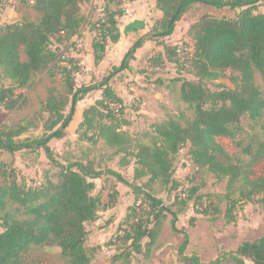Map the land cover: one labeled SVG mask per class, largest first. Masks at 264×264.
Listing matches in <instances>:
<instances>
[{"label": "trees", "instance_id": "16d2710c", "mask_svg": "<svg viewBox=\"0 0 264 264\" xmlns=\"http://www.w3.org/2000/svg\"><path fill=\"white\" fill-rule=\"evenodd\" d=\"M88 1L22 0L37 18L0 24V73L7 82L0 83V115L28 106L24 91L33 86L37 75L44 73L58 81L46 88V96L31 119L0 122V154L42 150L57 169L55 176L44 175L38 184L28 185L11 162L0 160V264H29L24 254L32 246L45 245L57 247L66 264H91L101 247L86 246L87 226L98 220L100 210L115 207L119 196L115 184L106 202L94 194V180L104 175L114 177L134 196L118 232L106 243L120 251L113 260L121 264L128 263L132 254L150 255L169 215L172 230L181 233L176 227L177 217L191 200L196 214L210 222L222 216L226 225L234 223L235 212L255 198L264 205V177H253V167L264 160V126L261 134L248 141H236L243 118L255 122L264 114V95L256 84L257 75L264 81V13L258 10L262 0H156L161 18L130 47L121 65L112 67L98 84L75 88L73 79L81 65L73 53L77 54L75 45L84 29L90 27L94 34L92 55L94 65H98L108 44L120 38L118 20L125 14L123 6L134 0H102L97 18L88 16L92 10L83 13L82 6ZM195 5L228 8L234 15L205 14L190 27L187 41L181 43L191 48L189 53L179 56L175 45L148 59L152 67L167 61L174 64L176 74L192 73L195 79L183 80L180 86V99L192 111V117L184 124L174 118L153 124L154 142L140 144L133 151L130 136L122 130L132 123L124 113L125 102L114 92L111 82L116 74L128 69L130 59L144 42L162 45L163 39L174 33L183 14ZM225 71L230 72L234 88L217 85L215 90L210 89L207 83L220 79ZM16 89L22 92L16 93ZM94 90H101L102 97L83 110L76 130L78 140L89 147L81 158L89 157L91 147L102 141L107 150L132 157L133 162L124 158L120 161L125 168L133 167L131 180L110 168L102 170L100 161L92 156L87 160L62 159V163L48 145L62 136L76 104ZM38 125L42 128L40 138L23 136ZM219 137L234 141L247 160L230 156L218 143ZM185 145H189V156L197 168L225 182V192L199 195V188L193 186L177 199L179 208L173 211L150 190L156 182L169 192L179 189L173 178V158ZM144 178L146 181L137 183ZM184 237L179 249L182 260L203 264L197 256H183L188 244ZM226 259L235 264H264V235L241 242L236 250L208 264H220Z\"/></svg>", "mask_w": 264, "mask_h": 264}, {"label": "rangeland", "instance_id": "374dc122", "mask_svg": "<svg viewBox=\"0 0 264 264\" xmlns=\"http://www.w3.org/2000/svg\"><path fill=\"white\" fill-rule=\"evenodd\" d=\"M21 1L0 0V22H15L22 19L35 20L37 15L33 12L32 8L23 4ZM91 1L93 3H100L101 0H89L88 3L82 6L83 13H89L90 9L88 5H90ZM205 11V6H192L183 14L179 22H177V28L175 30L177 34L182 37L187 27L193 25L195 23L194 21H197V17L203 15ZM224 11L221 13H224ZM226 12L228 15L232 14L229 9ZM95 13L96 11L94 9V11H90L88 16L94 15ZM224 14L227 15L226 13ZM76 51L77 54L81 55V59L83 60L82 57L86 55L84 45L78 42ZM73 55L75 56V53ZM22 58L24 60L23 56ZM147 67V69L143 70L146 73V88L141 91L136 88L135 90H131L132 87L126 85L127 90L125 93H128V101H126L124 113L131 120L132 125L130 127H124L122 130L130 136V147L133 151L140 144L151 145L154 142L153 124L161 123L169 118L178 119L184 124L185 121L192 117V111L180 99V86L182 81L194 80L195 78L192 73L184 72L182 74H176L172 65L166 66L165 64L159 67H152L150 64H147ZM93 73L90 74V72L86 71V65L84 64L76 77V85H83L89 80L93 84H98L99 81L96 79V74ZM231 79L230 72L225 71L220 79L209 82L207 85L212 90H215L217 85L232 89L234 88V82ZM57 82V79L52 80L47 74L42 73L37 75L33 81V86L24 91L29 100L28 107L22 111L0 115V122L3 120L16 122L20 119L22 121L31 119L32 111L38 107V104L46 96V88L51 85H57ZM0 83H6L1 73ZM132 83L134 82H128L130 85ZM256 84L264 95V81L261 80L259 75L256 76ZM16 91L19 92L17 89ZM84 103H77L75 111L78 110V115ZM75 124L76 121H73V125L71 126L74 127ZM263 126L264 114L255 122L250 121L248 118H243L241 120L242 131L237 136L236 141L243 140L246 142L251 136L261 134ZM64 132L65 136L55 139L53 144L50 145V148L58 155L59 161L60 159H68L71 161L79 158L87 160L91 156L100 157L99 168L106 170L109 167L110 169H114V171H119L122 176L127 179L130 178L131 180L132 168H125L120 162L123 158L133 162L131 156L126 157L122 153L116 154L114 149L106 150L105 146L100 144L91 150L90 155H87L89 157L83 156L81 158L82 152L86 151V149L88 150L86 148L87 144L75 143L74 130L72 128L66 129ZM217 141L230 156H239L247 160V157L241 154L240 149L231 139L219 137ZM101 156H103L102 159ZM3 159L9 162L14 161V166L17 167L19 172L17 174L21 178L23 177L28 185H32L34 182L38 184V181L44 175L53 176L57 172V169L47 161L42 152L32 157H25L21 153L15 154L14 156L3 155ZM253 173L254 178L264 177V160H261L253 167ZM173 178L179 185L178 190L169 192L158 182L154 183L150 190L153 196L161 199L164 205L173 211H177L179 208L176 205L177 199L183 197L186 191L193 186L199 188V195L206 193L222 195L225 192V182L217 181L204 168H197L192 163L189 156V145L182 147L179 153L173 158ZM142 181H146V178L137 183H141ZM94 183L96 185L94 194L100 196L106 202L108 194L113 191L114 183H116L115 178L110 175H104L100 179L94 180ZM182 190L184 191L181 192ZM133 199L134 196L130 193L129 189L122 185V194L121 192L119 193L116 206L107 211L100 210L98 220L87 226L89 236L86 246L96 247L99 245L101 247L95 252L91 264H121V261L113 260L114 256L118 255L120 251H116L113 246H106V243L114 238L118 232L127 214V208L131 205ZM221 208L224 210V203L221 204ZM194 211L193 201L191 200L187 202L186 209L178 215L176 227L181 233H176L172 230L170 224L171 216L169 215L164 222L156 244L151 249L150 255L145 257L144 252L132 254L126 264H192L190 261L182 260L179 252L180 246L185 241L184 235L188 238V244L182 253L183 256H197L201 263L208 264L215 261L218 257L236 250L241 242L253 241L264 235V205L258 202L257 198L252 203L246 204L243 209L237 210L235 212L236 221L229 225L225 224L222 216L215 222H210L207 218L196 214ZM191 219H194L193 225H190ZM146 241L144 240L143 243H146ZM24 258L29 264H66L60 256V250L53 245L32 246L24 254ZM220 264L235 263L226 259Z\"/></svg>", "mask_w": 264, "mask_h": 264}, {"label": "crops", "instance_id": "0c3cea01", "mask_svg": "<svg viewBox=\"0 0 264 264\" xmlns=\"http://www.w3.org/2000/svg\"><path fill=\"white\" fill-rule=\"evenodd\" d=\"M91 4H92V6H91ZM102 4H103V1L101 0L100 3H93L91 1L90 5H88L90 10L94 11V9H95V11H96V13L94 14L95 18H97L98 15H100ZM197 6H203V5H197ZM123 7L125 9V14L121 18H119V20H118V28H119V32H120V38H119L117 43L108 44V46L106 47L104 58L102 59V61L98 65H94V62H93L91 42H92L94 34L91 31L90 27H86L84 29L81 38L78 40V42H80V44L84 45L86 55L84 57H82L83 60L81 59L80 54H75V56L77 58H79L81 68H83V65L85 64L86 65V71L90 72V74L92 72H94L93 74H96V79L98 81H101L103 79V77L108 74V70H111L112 67H118L121 65L123 58H124L125 54L128 52V50L130 49L132 43L133 42L135 43L141 36L146 35L150 31V29L152 28L154 22L156 20L160 19L162 16V13L156 8V0H135V1L130 2V3H126ZM205 7H206V11L204 12V14L201 16H198L197 19L204 16L205 14H209V15H212L215 17H222V16L232 17L233 16V11H231L232 14L228 15V13L226 12V10H228V9H223V10L217 9V10H215L214 8H211L209 6H205ZM258 10L261 13H264V0L259 3ZM223 11L227 15H225L224 13H221ZM3 22L4 21L0 22V24ZM191 26L192 25L187 27V29L185 30V33L182 37H180L179 34H177V32L174 31V33L172 35L163 39L162 45H159L153 41H146L143 43V45L140 48H138L135 51L132 58L130 59L128 69H125L122 72L116 74L115 77L113 78V81L111 82V86H112L114 92L125 102V105H126V101H128L127 100L128 93L127 92L125 93V91L127 90L126 85L132 87L131 90H135V88H136L137 90L139 89L141 91L144 88H146V86H147L145 83L146 73L143 70L148 68L147 67V64H149L148 59L156 53L164 54V48H171V47H174L175 45H178L181 42L187 41V32ZM176 28H175V30H176ZM164 64L166 66L172 65L173 70H175L173 63H169V62L165 61ZM78 74H76L74 79H73V86L75 88L82 86V85L77 86L75 83L76 77L78 76ZM130 81L134 82V83H132L131 85L128 84V82H130ZM90 83H92L91 80H89L87 83H84L83 85H87ZM152 86L154 87V85H152ZM122 91H124V92H122ZM20 92H22V91H20V90H19V92L16 91V93H20ZM101 97H102V91L101 90H94L93 92L86 95V97L82 101H80V102H82V104H83V102H85L83 107L81 108L80 114L78 115V113H77L78 110L74 112L72 120L68 124L66 129L72 128V130H74V136H75V143L76 144H81V143L86 144L85 142L79 141L78 135L76 134L77 127H78L79 123L82 121L83 110L85 108H87L88 106L94 104V102L96 100L101 99ZM80 102H78V103H80ZM28 105H29V100H28ZM37 108L38 107H36L32 111V113ZM24 109H26V108H24ZM24 109H22V110H24ZM22 110H20V111H22ZM5 113H14V112H4L3 114H5ZM21 120L22 119H20L16 122H19ZM73 121H76V124L74 127L71 126V125H73ZM16 122L12 121L10 123H16ZM66 129L63 130L62 137L65 136L64 131ZM41 135H42L41 125H38V128H31L26 133L23 134V136L27 139L40 138ZM54 140L55 139H53L49 142V144H48L49 147L51 144H53ZM100 144L103 145V142L100 141L98 143V145H100ZM98 145H97V147H98ZM86 148H89L88 145ZM91 149H95V147H91ZM40 152H42L44 154V152L42 150H37L35 152H27L24 150V151L16 152L13 155H10L8 153L3 152L2 154H0V160L9 162L6 159H3V155L14 156L15 154L21 153L25 157H32L33 155H36L37 153L40 154ZM44 156H45V154H44ZM45 158H46V156H45ZM95 158H97V157H95ZM102 158H103V156H101V159ZM97 160L100 161V157H98ZM60 161L62 163H64L62 159H60ZM10 162L12 163L13 168L19 174L17 167L14 166V163H13L14 161L13 162L10 161ZM128 168H132V171H133L132 166H130ZM112 170H114V169H112ZM117 172H119V171H117ZM114 184L116 186L115 188L118 191V193L121 192V194H122V184H120V183H114ZM111 209H113V208H111Z\"/></svg>", "mask_w": 264, "mask_h": 264}, {"label": "built area", "instance_id": "2783aa9c", "mask_svg": "<svg viewBox=\"0 0 264 264\" xmlns=\"http://www.w3.org/2000/svg\"><path fill=\"white\" fill-rule=\"evenodd\" d=\"M77 44H78V41L76 42V45H75V49L77 48ZM191 51V48L187 47V46H183L181 44L178 45V50H177V53L178 55H184L186 53H189ZM113 106V105H111ZM116 108V107H114Z\"/></svg>", "mask_w": 264, "mask_h": 264}, {"label": "water", "instance_id": "95a60500", "mask_svg": "<svg viewBox=\"0 0 264 264\" xmlns=\"http://www.w3.org/2000/svg\"><path fill=\"white\" fill-rule=\"evenodd\" d=\"M178 13V12H177ZM176 16H177V14L176 15H174L172 18H171V22H174L175 21V19H176Z\"/></svg>", "mask_w": 264, "mask_h": 264}]
</instances>
